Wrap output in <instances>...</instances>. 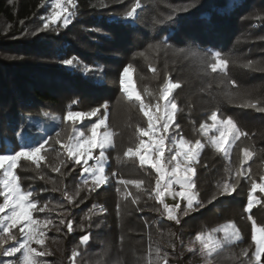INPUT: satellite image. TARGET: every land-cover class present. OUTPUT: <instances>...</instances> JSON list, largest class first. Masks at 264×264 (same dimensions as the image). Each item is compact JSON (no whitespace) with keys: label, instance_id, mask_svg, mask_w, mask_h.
Returning <instances> with one entry per match:
<instances>
[{"label":"trees","instance_id":"trees-1","mask_svg":"<svg viewBox=\"0 0 264 264\" xmlns=\"http://www.w3.org/2000/svg\"><path fill=\"white\" fill-rule=\"evenodd\" d=\"M47 1L51 0H0V150L9 145L20 147L24 132L39 145L48 141L40 159L34 163L21 158L16 173L21 186L33 192L38 207L47 204L43 212L34 210V216L47 217L54 229L59 228V233L50 229L46 235V247L53 252L49 263L73 264L70 258L77 248L75 264H148L149 251L156 264L157 249L161 255L167 254L168 264H206L199 243L193 244L195 236L225 221H235L241 223L243 239L214 254L212 264H255L247 199L242 195L246 178L238 179L234 192L217 194V185L223 180L230 176L236 180L235 169L240 165L235 163L234 153L230 160L220 153L211 164L202 159L196 162L193 180L200 204L185 215L181 210L187 205L181 202L175 213L180 222L176 223L162 214L155 197V168L141 165L137 155L123 156L133 133L125 134L121 146L115 137V146L106 149L109 179L95 186L92 179L82 178L83 166L62 150L66 137L72 135L68 129L71 122L45 138L28 129L27 117L43 110L64 115L67 109L113 106L122 95L120 77L129 64L141 94L150 102L159 95V86L146 77L155 63L144 61L139 54L150 44L163 41L166 46L196 52L198 56L191 57L200 66V56L218 51L229 60L226 75L205 71L192 90L195 98L178 99L183 117L175 120L176 131L165 144L172 146L174 137L209 144V135L200 125L208 122L207 108L215 104L220 118L231 117L248 134L240 141L255 151L259 162L250 175L258 181L264 174V112L241 107L239 96L228 100L225 93L247 89L244 94L264 106V0H141L146 7L139 8L135 18L122 16L131 0H104L106 6H101V0H74L71 22L67 26L58 22V29H49L50 33L37 31L43 26ZM169 13L173 19H164ZM155 19L164 22L156 24ZM73 57L72 66L62 63ZM247 61L253 62L252 68L240 66ZM172 66L180 70L182 62ZM135 117L142 121L141 114ZM115 131L117 136L121 134ZM170 155L165 152L163 160ZM56 168L59 171H54ZM121 180H142L144 184L137 188ZM246 187H251L249 179ZM262 201L253 206V215ZM259 223L264 225V220ZM84 235L90 236L86 244L81 243ZM189 247L196 250L189 251ZM6 260L0 257V264Z\"/></svg>","mask_w":264,"mask_h":264},{"label":"snow or ice","instance_id":"snow-or-ice-1","mask_svg":"<svg viewBox=\"0 0 264 264\" xmlns=\"http://www.w3.org/2000/svg\"><path fill=\"white\" fill-rule=\"evenodd\" d=\"M51 3L52 12L46 18L47 22L44 23L43 28L38 29L37 31L47 29L50 26V23L54 24L57 21H61L63 25L67 26L71 22V18L75 15L74 11L70 10V8L75 9L76 7L74 0H51ZM101 6H106L104 4V0H101ZM141 6V0H131L129 7L122 13V16L125 18H135L137 10L141 8ZM184 10H187V8L185 7ZM164 19L172 20V13L167 14ZM163 22L164 21L162 19L154 20V23L156 24ZM161 47H166V44L163 41L149 45V48L153 50H158ZM178 51L190 54L193 57L198 56V53L189 52L185 49H180ZM141 55H143V53ZM199 58L205 71L210 70L212 73L222 72L226 75L229 60L224 58L220 52L216 51L205 53ZM75 60L76 58L73 57L63 60L62 63L72 66ZM240 66L250 69L253 66V62L247 61L242 63ZM132 67L133 66L129 64L123 69L120 83L126 94V99L131 101L134 97L135 101L139 102V110L143 113V116L147 118V126L141 127L137 125L136 132L139 136V143L135 150L133 147L127 148V150L123 153V156L129 157L138 155L141 165L149 163L156 169L158 179L156 181V188L153 191L155 192V197L158 202L162 205V214H166L167 219L175 220L176 223H179V217L175 215V213L177 209H180V203L177 202L176 204L170 206L165 203L163 196L165 192H169L171 193L173 199L180 197L185 200L187 206L181 210L185 215L189 209L193 208L194 204H200L196 193L192 191L195 187L192 176L194 174L195 164L199 153L205 147V144H203L200 140L193 142L180 137L176 141L178 149L175 154L170 155L167 160H162L166 138L164 134L169 132L174 116L178 110V106L175 103L174 98L170 99V97L172 92L181 87V85L179 82H173L171 79H168L159 89V95L155 97L157 103H145L141 94L137 93L134 88L129 89L128 87V80L126 78L128 77V73ZM152 71H155V69H152ZM228 82L233 85L235 84V81L233 80H229ZM145 92H147L149 96H152V93L148 92L147 89H145ZM238 98L241 101V107L253 108L257 111L264 112V106H260V102L251 99L248 94H240ZM159 101H164L165 103L161 105ZM101 108L106 110L107 105H101ZM99 111V108H94L88 113L68 111L64 120L69 121L72 120L73 117L97 116ZM218 111V109L212 111L208 117V119L213 122L211 125H208L207 122H205L200 125V128L204 130L205 133L211 131L212 128H215L216 132L219 133V136L212 135L208 137V143L216 152L223 153L225 158H229L230 160L233 147L235 146L239 152L242 153V157L238 156L240 167L235 169L236 180H233L231 176L228 179L223 180L217 185V194L225 195L234 192L237 187L238 179L243 176L244 172H248L249 175L247 178L250 180L251 187L248 193V206L245 211L250 212L254 203L257 202V198L254 196V193L257 191L264 193V175H261L259 182H257L255 178L251 177L250 169L242 170V166L248 160L252 159L255 155V151L248 146L237 145L236 142L240 141L242 137L246 138L248 134L242 131L231 117H218ZM44 115L47 116L48 113H45ZM104 124L105 117L101 114L98 117L97 122L92 124L88 133L79 132V139L69 137V142L64 145L68 157L76 164H80L81 158L85 156L87 157L83 159V163L85 165L88 164L89 159L96 160L95 165L83 168L85 173H89L91 175L95 186L106 183L107 177L103 174V159H105L104 149L106 146H115L113 143V136L115 133L107 130L103 133H98V129L104 126ZM176 127L179 126L176 125ZM156 128L160 129L161 135L153 145L151 143V138L157 135L155 131ZM73 131L76 132V129H73ZM57 136H59V133ZM145 136H148L150 141L147 145L143 139ZM47 143L48 141L46 140L37 147L28 149L21 148L13 154H0V168H4V161L9 162L8 167L4 169L3 177H0V188H2V190H0V196L3 197V203H0V214L5 213L6 209L8 210L7 214L0 215V255L4 257H15L17 256V253L20 254L16 260L9 259L4 261V264H40L38 257L44 254L43 252L37 251L36 248L31 246V244L35 243L37 245H42L44 243L42 239L43 231L41 230V227H47V225L51 224L52 221H39L35 219L31 213L33 210L43 212L45 208H47V204L38 207L39 202L31 199L33 192L31 190H22L20 184L18 183L19 177L16 176L12 169L17 166V162L21 157L33 160V157L40 153L41 149L44 148V145ZM185 145H189V147L185 149ZM86 146L88 149L87 152L84 151ZM94 148L100 149L99 157H94L92 155V149ZM148 149H152L153 152V157L151 159L144 154V152ZM117 159H119V157H117ZM33 162L36 163V161ZM54 171H59V168L54 169ZM165 176H168L169 179L162 185L161 181L165 179ZM84 183L87 184L88 181L85 180ZM120 183L124 185L131 184L140 188L144 184V181L121 180ZM174 185H179L180 190L176 191ZM129 195H131V193H129ZM65 196H67V193H65ZM213 199H215V196H213ZM136 202V199L133 198L132 203L135 204ZM159 210L160 209H158V211ZM248 219L252 221L251 240L255 246V251L252 253L251 259L255 261V264H264V259H262L264 258V225H257L251 215H249ZM61 223H64V221L62 220ZM66 226L69 231L72 230L71 222H68ZM16 227H19V231L24 234L23 241L17 240L15 234L11 232V230ZM218 233H222V235H217ZM240 238L239 229L234 222L230 221L207 232L198 233L195 236L193 244L199 243V251L204 256L206 264H212L214 254H218L225 246L235 243ZM89 239V235H84L81 237V243L86 244ZM8 240L16 241L15 246L5 248L4 245ZM172 247H174V245ZM188 250L195 251L196 249L194 247H189ZM242 254L247 257V250H244ZM78 255L79 253L74 250L72 257L70 258L73 264H75V258ZM148 256V264H153L151 251H149ZM155 256L156 264H168L166 253L161 255L160 250L157 249Z\"/></svg>","mask_w":264,"mask_h":264},{"label":"rangeland","instance_id":"rangeland-1","mask_svg":"<svg viewBox=\"0 0 264 264\" xmlns=\"http://www.w3.org/2000/svg\"><path fill=\"white\" fill-rule=\"evenodd\" d=\"M142 1L146 2V0H142ZM44 6H45V14L42 16L43 20L41 22V24H43V25H44L45 22H47L46 18L52 12V3H51V1H47L46 4H44ZM141 7H142L141 9H143L146 6H145V4H142ZM70 10L74 11V9H71V8H70ZM71 20H72V18H71ZM124 20H127V19H124ZM58 22L62 23L61 21H57L54 24L50 23V26L46 29L47 32L50 33L51 30H49V29H58L56 27V24ZM41 28H43V26H41L39 29H41ZM178 50L179 49H176V48L171 47V46L161 47L158 50H153V49H150L149 46H148L147 48H145L144 50L140 51V53H139L140 55L143 53V55H141V56L143 57L144 61H146V62H148L150 64L151 63H155V66L150 69V72H149L150 75H148L146 77L148 78V81L151 82V80H152V82L156 83V85L159 86L157 90H159L163 86L164 82H166V80H168V79H171L173 82H179L180 83L181 87L175 89L172 92L171 97H170V99L174 98V101L177 104V106H178V102H177L178 99H182V98H186V97L195 98V94L192 92V90L194 89V86H195V84L197 82L196 80L199 79L198 77L202 76L203 72H205V69L203 68V66L202 65L200 66L195 61H193L195 59L193 57H191V55H188V54L187 55H183L182 52H180ZM179 61L182 62V69H180V70L177 69L176 70V69H174V67L172 65H175V63H177ZM154 68H156L155 71H152V69H154ZM141 78L144 79V77H139V80H141ZM126 79L128 80L129 89L134 88L137 93L141 94V91H140V89L138 87V84L135 81V74H134V68L133 67L129 71L128 77ZM159 80H163L162 84H160V85L157 84V82ZM120 86H121V84H120ZM242 89H244V87ZM246 90L247 89H244L243 91L240 90L239 92H236V93L235 92H233V93L232 92H228V93H225V96L227 95V99L228 100H234L235 97L239 96L240 94H244ZM121 92H122V95L118 96V98H117V100H115L113 106L110 105V104H106L107 105L106 110L104 108H101V107H93V108H89V109H86V110H78L76 108L75 109L73 108V110L67 109L65 114L64 115L62 114L63 116L60 113H58V112L43 110L37 115L28 116L27 117V125L29 127L28 129H31L33 131L35 130V131L38 132L39 135H41L42 137L46 138V135H48V133L52 132L56 128L61 130L62 125L66 122V120H64V117H65V115L67 114L68 111L79 112V113H88L94 108H99L100 111L97 113V116L73 117L72 120H69L71 122L72 127H68V129H70L69 131L72 130V133H70L72 135H68L66 137L65 142L61 145L62 146V150L65 153H67L66 150H65L64 145L69 142V137H75V138L79 139V132L88 133L89 129L92 126V124L97 122V119H98V117L101 114H103L104 117H105V124L100 129H98V133H103L105 130H107V131H110V132H113V133L116 134L115 130L120 131L121 134L119 136H117V134L113 136V143L115 142V137H116V139H118V142L120 143V146L122 144H124L123 142H125V141H123L124 137L126 136L125 134H127V135L129 134L130 135V133H133L132 139L130 141L127 140L128 141L127 146H128V148L129 147H133V149L135 150L136 146L139 143V136H138V133L136 132L137 125H139L141 127H146L147 126V118L143 116L142 112H140V110H139V102L135 101L134 97H133V99L131 101L126 99V94L123 91L122 86H121ZM229 94H231V95H229ZM141 96H142V99L145 101V103H149L148 101H146L144 99L142 94H141ZM155 97L156 96H154L152 98V100H150V102L152 104L157 103V100H155ZM159 103L161 105H163V103H165V102L164 101H159ZM103 105H105V104H103ZM217 109H218L217 105H215V104L214 105H210L207 108V111H209L207 113V119L210 116V114L212 113V111H215ZM45 113H48V115L45 116L44 115ZM136 114H138V115L141 114L142 115V117H143L142 121H139L135 117ZM182 117H183V110L178 106V110H177V112H176V114L174 116L173 123L175 122V120L180 119ZM173 123L170 126L169 132L164 134L165 137H166L165 138V142L168 141V139L171 140L172 139V133L176 131V129L173 127ZM212 123L213 122L208 119L207 124L211 125ZM73 129H76V132H74ZM155 131H156L157 135L153 136L151 138V143L153 145L155 144V141L161 135L159 128H156ZM207 134L209 136H212V135L219 136V133L216 132L215 128H212L211 131L207 132ZM143 139H144L146 145L150 142L148 136L143 137ZM175 139H176V137L173 138V143L174 144L172 146H170L168 143H167V145H169V146H166V144H164V153L165 152L166 153H170L171 155L175 154V152L178 149V146L176 144L177 140H175ZM7 143L9 144V142H7ZM237 145L247 146L242 141L237 143ZM37 146H39V144L33 142V140L31 139V135L27 134V132H24L23 134L20 135V147L15 149L13 147H10V145H9L4 151L0 150V154H4V153L13 154L16 151H19L21 148L28 149V148L37 147ZM188 147H189V145H185V149H187ZM107 148H109V147L106 146L105 149H104L105 159H103V167H104V173L103 174H104V176L107 177V180H108L109 179V175L108 174L106 175V172H105L106 168H107V165H108V161H109L108 155L106 153V149ZM87 150L88 149H87V146H86L84 151L87 152ZM99 152H100L99 148L92 149V155L94 157H99ZM232 153H234L235 163L237 165H239L238 156L242 157V153H240L239 150L235 146L233 147ZM144 154L149 159H151L153 157L152 149H148L147 151L144 152ZM218 154H220V153L216 152L211 147L210 144H207L200 151L197 161L199 159H202L203 162H205L207 164H211L212 161L214 160V158ZM163 156H164V154H163ZM40 157H41L40 153H38V154H36L33 157V160L37 161V160L40 159ZM21 158H23V157H21ZM85 158H87V157L85 156V157L81 158L80 165H82L83 168L84 167H88V166H93V165L96 164V160L95 159H89L88 160V164L85 165L83 163V159H85ZM20 159L17 162V166L19 164ZM181 159H182V157H181ZM162 160H163V157H162ZM139 161H140V158H139ZM258 162H259V160H258L257 156L254 155L252 157V159L248 160L242 166V168L251 170V168L254 167L255 165H257ZM3 163H4V168H0V177H3L4 169L8 167V163L9 162L8 161H4ZM145 164L151 165L149 163H145ZM16 167L14 169H12V171L16 174V176H18L17 173H16ZM248 174H249L248 172H244V174H243V177L246 178V180L244 181V189L245 190L242 192V195L247 199V206H248V193H249V189H250V188L247 189V187H246L247 180H248V178H247ZM82 178L83 179H88V178L92 179L91 175L89 173H85L84 171H83ZM168 179H169V177L165 176V179L163 181H161V184L163 185ZM192 179H193V176H192ZM257 182H259V180ZM18 183L21 186V183H20L19 180H18ZM21 188L24 191L30 190V188L28 190L24 189L23 186H21ZM174 188H175L176 191L180 190L179 185H174ZM0 190H2V188H0ZM192 191L196 193L194 188L192 189ZM254 196L257 198V202L254 203L253 206H255L258 202L263 200L262 201V203H263L262 207L258 208L254 215L252 214L251 211L250 212L247 211L246 212V216H247V219H248L249 215H251L252 218L256 221L257 225H261L259 222L264 220V193L261 194L259 191H257L256 193H254ZM33 197L34 196H32L31 199H33ZM261 197L263 199H261ZM163 199H164L165 203L169 204L170 206L176 204L177 202H179V203L185 202L186 203V201L181 199L180 197H176L175 199H173L171 193H169V192H165L164 193ZM33 200L36 201V199H33ZM2 203H3V197H2ZM7 212H8V210L6 209L5 213H2L0 215H5V214H7ZM31 215L35 219H37L34 216V210L32 211ZM52 217H54V216H52ZM46 218L47 217H45V219H37V220L45 221ZM248 221L251 224V234H252V221L249 220V219H248ZM226 222H230V221H225V222L221 223L220 225H223ZM231 222H234L235 225L237 226V228L239 229L240 237H241L239 240H242L243 239V233H242V229H241L242 228L241 227V223H237L235 221H231ZM50 229L55 230L57 233H59V231H58L59 228L58 229H56V228L54 229L51 224L47 225V227H41V230L43 231L42 239H43L44 243L42 245H37L35 243L31 244V246L36 248L37 251L44 253L42 256L38 257V260L40 261V264H50L48 260H49V258L51 259L53 257L52 256L53 252H51L50 249H48L46 247V239H47L46 235L48 234V231ZM26 231H27V229H26ZM11 232L13 234H15V236L17 237V240L23 241L24 234H22L19 231V227L13 228L11 230ZM52 243H56V242H52ZM15 244H16V241L8 240L7 243L4 245V247L7 248L9 246H15ZM77 250L78 249L76 248L75 251H77ZM19 255L20 254L17 253V256H15V257H4L2 255H0V257L1 258L2 257L6 258V259L8 258V259H11V260H14V259L16 260L19 257Z\"/></svg>","mask_w":264,"mask_h":264}]
</instances>
